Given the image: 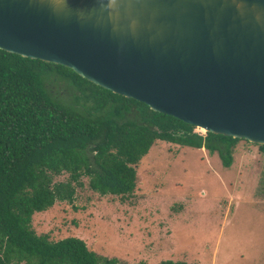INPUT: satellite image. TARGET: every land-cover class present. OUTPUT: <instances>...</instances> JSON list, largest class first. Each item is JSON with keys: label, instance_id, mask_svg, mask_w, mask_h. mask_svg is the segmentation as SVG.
Masks as SVG:
<instances>
[{"label": "water", "instance_id": "1", "mask_svg": "<svg viewBox=\"0 0 264 264\" xmlns=\"http://www.w3.org/2000/svg\"><path fill=\"white\" fill-rule=\"evenodd\" d=\"M0 0V49L60 64L197 128L264 144V0Z\"/></svg>", "mask_w": 264, "mask_h": 264}, {"label": "trees", "instance_id": "2", "mask_svg": "<svg viewBox=\"0 0 264 264\" xmlns=\"http://www.w3.org/2000/svg\"><path fill=\"white\" fill-rule=\"evenodd\" d=\"M51 79L74 84L76 102L83 97L92 104L80 110L54 99L47 89ZM241 139L202 133L68 67L0 49V264H125L98 254L82 238L37 234L33 214L56 201L72 202L83 176L100 195L132 194L136 166L156 140L216 151L230 167ZM258 146L264 154V144ZM63 173L65 180H55Z\"/></svg>", "mask_w": 264, "mask_h": 264}, {"label": "rangeland", "instance_id": "3", "mask_svg": "<svg viewBox=\"0 0 264 264\" xmlns=\"http://www.w3.org/2000/svg\"><path fill=\"white\" fill-rule=\"evenodd\" d=\"M73 85L51 79L47 89L66 105L90 107L89 99L76 102ZM258 145L239 140L225 167L216 151L156 140L136 166L132 194L100 195L83 176L74 200L34 213L32 228L50 240L82 238L125 264H264V154Z\"/></svg>", "mask_w": 264, "mask_h": 264}, {"label": "clouds", "instance_id": "4", "mask_svg": "<svg viewBox=\"0 0 264 264\" xmlns=\"http://www.w3.org/2000/svg\"><path fill=\"white\" fill-rule=\"evenodd\" d=\"M138 0H93L94 5H103L106 8H112L114 10H127L129 7L137 3ZM238 8L246 7L249 8L257 17L259 16L260 10L255 7L253 0H233ZM52 6L58 10H63L67 7V0H50Z\"/></svg>", "mask_w": 264, "mask_h": 264}, {"label": "bare ground", "instance_id": "5", "mask_svg": "<svg viewBox=\"0 0 264 264\" xmlns=\"http://www.w3.org/2000/svg\"><path fill=\"white\" fill-rule=\"evenodd\" d=\"M201 130H203V129H201Z\"/></svg>", "mask_w": 264, "mask_h": 264}]
</instances>
